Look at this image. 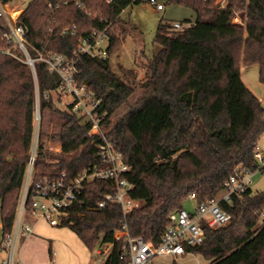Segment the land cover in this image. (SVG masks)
Here are the masks:
<instances>
[{"label":"trees","instance_id":"trees-1","mask_svg":"<svg viewBox=\"0 0 264 264\" xmlns=\"http://www.w3.org/2000/svg\"><path fill=\"white\" fill-rule=\"evenodd\" d=\"M11 1L1 0L4 5ZM142 1L30 0L17 19V24L27 27L31 46L40 48L47 43L51 51L68 56L73 55L81 35L108 29V58H83L80 81L102 100L101 128L130 167L123 178L135 186L132 197L142 205L131 214H125L119 203L95 209L103 194L113 192L114 187L103 180L88 182L72 210L69 227L90 252L113 244L106 264L126 262L121 260L124 239L115 240L123 226L131 237L158 244L170 215L185 209L191 195H195L196 204L204 203L223 191L238 167L253 169L254 153L264 134V106L241 77L243 67L257 65L264 85V0H227L224 8L218 0H159L190 8L196 20H188V27L179 32L159 24L155 43L161 49L148 61V81L130 105L135 89L113 72L110 59L123 45L117 33L121 13ZM236 17L242 23L235 22ZM72 27L76 35H62L63 29ZM7 30L0 20L3 238L12 232L18 210L35 100L30 68L3 53L8 48L2 39ZM37 70L41 93L52 91L57 75L43 63L37 64ZM121 71L134 76L133 71ZM125 105L128 111L113 122L117 110ZM42 111L58 117L60 130L55 135L61 152L53 155L41 142L36 162L39 175L66 173L67 179L73 180L100 163L95 146L100 136L88 135L91 124L81 123L52 99L42 101ZM221 206L231 221L218 229L206 228L204 242L188 252L202 255L208 264H264V192L254 193L249 188L242 198L234 196L231 203Z\"/></svg>","mask_w":264,"mask_h":264},{"label":"built area","instance_id":"built-area-1","mask_svg":"<svg viewBox=\"0 0 264 264\" xmlns=\"http://www.w3.org/2000/svg\"><path fill=\"white\" fill-rule=\"evenodd\" d=\"M218 2L222 8L227 4V0H218ZM147 3L158 11L165 8L159 0H147ZM78 6L81 7V3ZM18 18L19 16L14 20L9 14L8 4L4 5L0 0V20L4 21L8 28L2 37L8 44V48L3 53L21 60L30 68L35 90L33 133L22 196L12 232L2 239L1 249L5 258L0 264H25L19 257V246L23 239L34 232V226L28 221L29 218L36 221L44 220L55 228L70 227L73 223L72 210L80 201L85 183L97 180L110 182L114 187L113 192L103 194L95 209H104L109 203H119L125 214H131L128 212L126 197L135 189L134 185L123 178L124 174L130 171V167L124 162L122 154L116 150L114 144L106 139L101 128L103 115L99 112V108L102 100L89 90L87 84L80 81L82 70L79 64L83 58H108L111 42L108 29H92L86 35H81L73 55L68 56L47 49L46 45L40 48L31 46L26 38L27 27L17 24ZM235 22L242 23L239 17H236ZM170 29L180 31L183 27L180 23H174ZM61 33L76 35V29L65 28ZM45 38H48V35H45ZM29 48L35 52V55L31 54ZM38 63H43L50 73L58 77L56 87L44 94L41 93L39 83ZM50 99L58 108L74 115L81 123L91 124L89 136H100V140L95 142L100 163L88 167L73 180H68L66 173L47 172L39 175L36 169L38 153L43 141L42 101ZM50 144L49 149L61 152L59 142L57 148ZM254 162L253 169L238 167L236 174L229 177L223 191L217 197L196 204L191 211L185 208L171 214L169 225L158 244L145 241L141 237H131L126 226H123L122 230L115 234V240L124 239L121 256V260H126L124 264H154L158 257L190 254L188 248L204 242L206 228L218 229L227 225L231 221V215L222 208L221 204L231 203L234 196L242 198L250 188L254 175L264 173V152L258 148L254 153ZM190 199L195 201V195H191ZM29 200L31 207L28 210L26 205ZM112 246L113 244L105 245V250L100 253L109 254Z\"/></svg>","mask_w":264,"mask_h":264},{"label":"rangeland","instance_id":"rangeland-1","mask_svg":"<svg viewBox=\"0 0 264 264\" xmlns=\"http://www.w3.org/2000/svg\"><path fill=\"white\" fill-rule=\"evenodd\" d=\"M29 1L30 0H12L9 2L8 10L11 17L12 14L14 16V14L18 12V16L20 17ZM161 2L165 7L162 11L156 10L155 7L147 3V0H143L139 4L129 6L120 15L117 33L119 37L123 39V45L120 50L111 57L110 61L113 72L135 89V93L129 99L130 105L134 104L140 97L143 92V86L148 81V61L161 49V46L155 43L159 24L162 22L171 27L174 23H180L184 29L189 25L187 23L188 19L192 20V22L196 20V15L190 8L176 3L166 4L163 1ZM79 3H81V1H77L76 5L78 6ZM81 7L83 8L82 3ZM13 19L15 20L16 18ZM45 45L47 46V43ZM121 68L125 71H133L134 76L127 77L125 73L121 71ZM259 73L260 69L257 65L243 67L241 69L243 82L255 92V95L264 106V85L260 82ZM128 107L129 106L125 105L119 108L113 116L112 121L114 122L118 117L124 115L128 111ZM43 129L44 146L53 155L59 154L60 152L58 153L55 150L49 149L50 142H52L50 146L54 148L58 147V142L60 143V140L55 135V133L60 130L59 120L56 114H51L49 111L45 112ZM54 139H56L55 142ZM258 149L264 152V134L260 138ZM250 188L254 193L264 192V173L254 175ZM195 205L196 202L189 199L185 203V208L191 211ZM64 229H69L70 231L69 227ZM54 240V250L58 252L60 250L59 245H64V247H67V251L71 256L74 257V261H86L90 257V262L88 264H105L106 257L103 255L104 252H102V254L98 252L99 250H105V245L97 247L94 252H90L86 248H82L78 251L69 243L70 240L66 237H56ZM154 264H208V261L200 254L190 253L183 256L158 257L155 259Z\"/></svg>","mask_w":264,"mask_h":264},{"label":"crops","instance_id":"crops-1","mask_svg":"<svg viewBox=\"0 0 264 264\" xmlns=\"http://www.w3.org/2000/svg\"><path fill=\"white\" fill-rule=\"evenodd\" d=\"M190 20V19H188ZM192 22V20H190ZM245 83V82H244ZM245 85L255 94V92L245 83ZM1 207V202H0ZM34 226V232L29 237L23 239L19 246V257L25 264H88L89 258L84 261H74V257L67 251V247L59 245V251L54 250L53 243L56 237H66L69 243L78 251L87 247L79 239V237L70 229L51 227L44 220L28 219ZM0 229H1V242H0V263L4 260L5 254L1 249V243L3 239L2 223L0 217ZM88 250V249H87ZM89 251V250H88ZM104 251V250H103ZM51 252L53 253L51 257ZM99 253L101 250L98 251ZM28 254V255H27ZM102 254V253H101ZM106 257V261L110 255L103 254Z\"/></svg>","mask_w":264,"mask_h":264},{"label":"bare ground","instance_id":"bare-ground-1","mask_svg":"<svg viewBox=\"0 0 264 264\" xmlns=\"http://www.w3.org/2000/svg\"><path fill=\"white\" fill-rule=\"evenodd\" d=\"M18 15H19V12L14 14V16L12 14V17L13 18H17L16 16H18ZM126 201H127L128 205H129V210H128L129 213L139 209L141 207V205H142L141 201H139L137 199H134L132 197V194L126 197Z\"/></svg>","mask_w":264,"mask_h":264}]
</instances>
